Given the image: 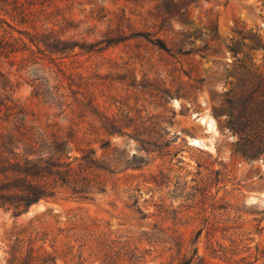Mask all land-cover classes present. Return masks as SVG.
<instances>
[{"label":"rangeland","instance_id":"1","mask_svg":"<svg viewBox=\"0 0 264 264\" xmlns=\"http://www.w3.org/2000/svg\"><path fill=\"white\" fill-rule=\"evenodd\" d=\"M19 1L26 22L0 0V116L120 166L0 207V264H264V153L229 124L237 79L264 76V0Z\"/></svg>","mask_w":264,"mask_h":264},{"label":"trees","instance_id":"2","mask_svg":"<svg viewBox=\"0 0 264 264\" xmlns=\"http://www.w3.org/2000/svg\"><path fill=\"white\" fill-rule=\"evenodd\" d=\"M6 2L26 22L24 4L19 0ZM29 42L34 44L32 38ZM256 47L258 43L251 48ZM6 93L7 81L0 79V96L10 103ZM229 102V124L243 146L240 154L256 157L264 153V76L249 71L237 79ZM6 111L0 116V207L15 215L54 197L61 188L79 196L103 191V175L120 166L117 157L99 158L94 149L75 156L71 139H64L46 124L30 123L13 103L7 105Z\"/></svg>","mask_w":264,"mask_h":264}]
</instances>
